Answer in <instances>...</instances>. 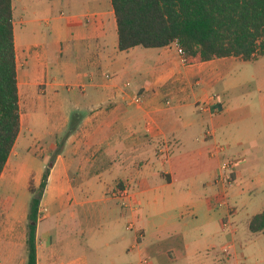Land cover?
Here are the masks:
<instances>
[{"label": "crops", "instance_id": "0c3cea01", "mask_svg": "<svg viewBox=\"0 0 264 264\" xmlns=\"http://www.w3.org/2000/svg\"><path fill=\"white\" fill-rule=\"evenodd\" d=\"M13 1L19 95L33 76H36L37 86L45 87L44 95L49 90L56 91L57 95L56 88L65 85L48 76L52 68L47 60L53 55L42 52L37 43L24 46L17 42ZM95 2L73 0L66 4L78 11ZM61 18L67 23L65 39L59 42L58 60L64 66V75L73 81L66 86L69 92L73 85L84 97H89V105L87 115L77 116L75 131L58 154V169L51 170L49 185L43 194L48 213L37 223L38 264H103L97 261L101 252L108 256L107 264H127L130 254L141 257L145 246L146 230L139 219L141 202L138 196L175 184L172 158L176 151H180L183 172L189 165L193 167L205 159L212 167L215 160L225 156H241L238 152L241 129L245 134L247 131L239 126L251 118V112L240 118V112H248L243 109L247 105L235 106L231 99H224L223 94L229 92L228 88L217 90L224 84L222 69L229 58L203 62L196 57L183 63L177 43L164 48L139 46L120 51L111 1L105 10L73 17L62 12ZM30 49H34L35 66L31 73L28 72L30 64L21 63L24 52ZM81 66L87 68V72H77ZM72 97L76 108L80 109L81 103L76 100L78 95ZM105 146L109 148L105 151L109 154L113 153V146L119 147L116 152L120 156L137 161L141 166L133 168L129 165L122 172L121 177L131 196L125 199L120 213L112 211V220L107 224L109 232L102 237V228L95 226L90 216L81 218L78 208L90 203L87 195L94 187L107 189L100 181L108 177V172H100L92 181L80 183L85 168L82 163L90 167L91 162H97L93 158ZM159 146L165 147L163 153H159ZM218 146H225L227 150L222 152ZM119 168L122 170L121 166ZM219 168H207L204 172L208 178L206 186L215 190L208 198L211 203L218 195L216 176ZM237 171L242 179L241 164ZM74 177L78 180L73 181ZM182 178L184 182L191 180L187 173ZM195 184L194 180L185 183L193 188ZM104 201L109 203L112 199ZM171 220L165 225H172ZM10 225L14 227L13 231L21 234L5 232L0 235V264H26V229H21V223ZM2 227L5 224L0 225L1 230ZM128 232L134 233L129 237V246L125 236ZM174 246L172 251L183 252L180 245Z\"/></svg>", "mask_w": 264, "mask_h": 264}, {"label": "rangeland", "instance_id": "374dc122", "mask_svg": "<svg viewBox=\"0 0 264 264\" xmlns=\"http://www.w3.org/2000/svg\"><path fill=\"white\" fill-rule=\"evenodd\" d=\"M67 1L73 0L13 1L18 44L25 46L37 43L42 47V52H50L53 57H49L47 62L52 69L48 76L57 79L56 82L65 87H57V95L54 90L44 95L45 87L37 86L36 76H33L22 89L21 131L0 178V225L5 224L3 230L0 229V235L5 232L21 234L20 231H13L14 227L10 225L13 223H21V229L25 228L28 235L30 205L33 197L38 196L43 176L47 170L51 173V170L58 169L57 156L67 138L75 131L77 116L87 115L89 97H84L73 85V90L68 91L66 85L73 84V81L64 75V66L58 60L59 42L65 39L67 23L61 14L63 12L67 17H73L102 11L110 5L111 0H96L78 11L68 7ZM33 51L26 50L21 60V63L30 64V73L35 67ZM225 61L222 69L224 84L217 90L228 88L229 92L223 94L224 99H231L235 106L247 105L243 109L248 112H240V118L251 112V118L239 126L247 131L245 134L241 129V144L238 147L241 156H225L222 160H215L212 167L208 166L210 163L205 159L193 167L189 165L183 172L179 162L180 151H176L172 158L175 184L138 196L141 202L139 219L146 230L145 246L142 256L130 254L127 264H264V233H253L249 227L251 219L264 211V56L251 61L233 57ZM87 70L81 66L77 72ZM87 93L90 94V89ZM73 94L79 97L76 100L81 103L80 109L76 108ZM118 148L113 146V153L109 154L105 152L109 148L102 147V156H99L100 151L93 158L97 162H91L90 167L82 163L85 168L80 177L81 184L92 181L95 174L100 172L109 174L100 181L107 189L94 187L87 195L90 203L78 208L81 218L90 216L95 226L102 228V237L109 232L107 224L112 220V211L120 213L125 199L131 196L121 177L122 172L129 165L133 168L141 166L137 161L120 156L116 152ZM217 148H221L222 152L227 150L225 146ZM158 149L159 153H163L165 147L159 146ZM133 162L136 164L133 165ZM225 164H228L227 170L223 169ZM239 164L242 179L238 177ZM219 166L216 176L218 195L211 203L208 198L215 190L206 186L208 178L204 172L207 168L217 169ZM185 173L191 180L183 181ZM77 180L73 178V181ZM193 180L196 181L194 188L185 185ZM107 198L112 201L106 203L104 200ZM47 213L48 205L42 197L38 218L47 217ZM170 218L173 224L166 226ZM125 236L129 246V237H133L134 233L128 232ZM174 244L180 245L183 252L176 249L172 251ZM107 257L101 252L97 261L107 264Z\"/></svg>", "mask_w": 264, "mask_h": 264}, {"label": "trees", "instance_id": "16d2710c", "mask_svg": "<svg viewBox=\"0 0 264 264\" xmlns=\"http://www.w3.org/2000/svg\"><path fill=\"white\" fill-rule=\"evenodd\" d=\"M54 1V0H49ZM119 50L164 48L172 43L203 62L264 56V0H111ZM21 131L20 95L12 0H0V178ZM44 174L28 215L26 264H38L36 230L47 187ZM35 193V192H34ZM264 233V211L250 221Z\"/></svg>", "mask_w": 264, "mask_h": 264}, {"label": "built area", "instance_id": "2783aa9c", "mask_svg": "<svg viewBox=\"0 0 264 264\" xmlns=\"http://www.w3.org/2000/svg\"><path fill=\"white\" fill-rule=\"evenodd\" d=\"M178 52H179V54L182 56V62H183V63H188L190 58H188V57L185 55L183 49L179 47ZM135 102H138V99L135 100ZM228 168H229V167H228V164H225V165L223 166V169H224V170H227ZM221 202H222V201H221Z\"/></svg>", "mask_w": 264, "mask_h": 264}]
</instances>
